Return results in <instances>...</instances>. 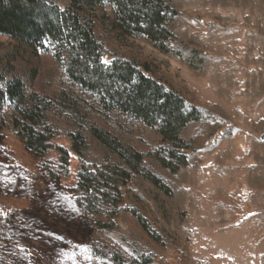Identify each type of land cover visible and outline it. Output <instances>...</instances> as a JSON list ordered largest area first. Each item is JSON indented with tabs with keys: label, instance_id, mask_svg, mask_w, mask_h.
<instances>
[{
	"label": "rangeland",
	"instance_id": "rangeland-1",
	"mask_svg": "<svg viewBox=\"0 0 264 264\" xmlns=\"http://www.w3.org/2000/svg\"><path fill=\"white\" fill-rule=\"evenodd\" d=\"M163 1L177 13L165 24L167 53L117 29L107 2L79 13L106 60L142 65L203 113L181 133L189 166L170 174L146 159L163 188L137 174L118 210L92 213L78 200L70 135L81 133L84 158L96 165L120 160L92 128L142 153L157 150L162 135L74 81L66 45L0 33V264H264V0ZM17 81L24 97L11 102ZM16 105L35 107L49 126L45 154L19 137ZM58 148L69 153L68 173L54 180L48 169L63 174ZM109 219L113 229L97 227Z\"/></svg>",
	"mask_w": 264,
	"mask_h": 264
},
{
	"label": "trees",
	"instance_id": "trees-1",
	"mask_svg": "<svg viewBox=\"0 0 264 264\" xmlns=\"http://www.w3.org/2000/svg\"><path fill=\"white\" fill-rule=\"evenodd\" d=\"M67 1V7L61 8L52 0H0V33L33 46L46 38L60 43V46L66 45V70L74 81L109 98L122 111L162 135L157 150L142 153L123 145L110 133L92 128V135L120 160V164L106 160L101 165L86 162L81 133L70 135L71 150L80 161L78 200L92 213L101 212L102 204L118 210L121 206L125 208L123 188L137 174L163 188L162 183L145 169L146 159L153 160L170 174L189 166L185 147L179 145L184 142L181 133L188 123L199 121L203 113L198 105L187 101L165 83L147 76L142 65L121 59L106 60L102 55V45L95 38L92 22L79 17L80 12L107 2L115 10L117 29L125 34H139L152 41L158 50L167 53L170 47L165 42L170 33L165 24L177 14L168 4L163 0ZM102 60L108 63L104 64ZM7 96L11 102H21L24 97L22 84L17 81L10 85ZM1 99L3 101L4 98ZM33 108L22 110L16 105L23 123L19 118H14L13 123L26 148L42 155L50 149L52 135H46L50 128L46 123L40 125ZM165 144L173 148L164 147ZM58 151L59 168L63 174L54 168L48 169L54 180L68 173L69 153L63 148H58ZM96 225L110 230L115 223L109 219Z\"/></svg>",
	"mask_w": 264,
	"mask_h": 264
},
{
	"label": "snow or ice",
	"instance_id": "snow-or-ice-1",
	"mask_svg": "<svg viewBox=\"0 0 264 264\" xmlns=\"http://www.w3.org/2000/svg\"><path fill=\"white\" fill-rule=\"evenodd\" d=\"M101 62L104 63V64H107L108 63V61H103V60ZM60 238H62V237H60Z\"/></svg>",
	"mask_w": 264,
	"mask_h": 264
},
{
	"label": "water",
	"instance_id": "water-1",
	"mask_svg": "<svg viewBox=\"0 0 264 264\" xmlns=\"http://www.w3.org/2000/svg\"><path fill=\"white\" fill-rule=\"evenodd\" d=\"M264 138V136H261V139H263Z\"/></svg>",
	"mask_w": 264,
	"mask_h": 264
}]
</instances>
